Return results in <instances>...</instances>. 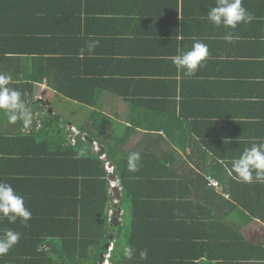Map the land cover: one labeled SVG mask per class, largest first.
Masks as SVG:
<instances>
[{
	"label": "crops",
	"instance_id": "obj_1",
	"mask_svg": "<svg viewBox=\"0 0 264 264\" xmlns=\"http://www.w3.org/2000/svg\"><path fill=\"white\" fill-rule=\"evenodd\" d=\"M25 1L32 2V0H22V2ZM92 2L99 1H85L86 4L88 3V8ZM124 2L117 4L116 8H125L126 2L125 4ZM151 3L154 5L143 3V13L139 11V14L143 15L141 21L134 19V13H126L127 16L134 17L131 28H127L126 31H121V26L114 22L108 32L104 33L95 27L92 30L88 26V20L84 21L83 28L78 30V44L68 45L66 39L61 38L57 53L51 52L53 47L44 49L39 46V43H36V39H31V34L35 30H30L28 24L26 30H19L20 24L15 26L18 31L23 33V36L20 41L16 42L15 40L18 49L10 56L14 61L5 68L0 67V73L10 74L13 77L12 83L16 85L14 88L22 92L25 102L32 107L34 113L30 126H24L22 123L9 124L7 118L0 113V182L11 184L17 193L24 197L26 207L33 214L27 225L22 224L19 220L11 223L10 229L21 233V240L12 248L17 253L15 255L17 259L29 258V252H31L30 257H35L32 254V245L39 242L42 244L37 246V250L48 252L50 257L54 258L57 243L68 241V235L66 238H61L69 231L68 216L72 208L80 211L79 205L77 208L72 207V195L76 193V188L79 192L83 190L80 185L82 179L80 174L75 176L78 180L77 187L74 184L71 185L69 179L72 178V173L81 172V167H75L77 164L70 161V147H74L78 141L89 140L86 137V129L96 133L92 130L91 125L101 128V137L89 140L90 150L93 152V142L97 143L106 155L108 148L110 153L108 163L110 165L113 162L126 161L128 154L134 151H140L142 155L153 152L158 156L167 151L170 153L173 151L177 158L175 168L179 175L186 179H192L194 173L201 172L187 158L190 147L185 152H181L176 147V143H179V136H174L178 140L173 142L170 135L177 133L180 135L181 142V136L185 134L186 129L195 124L200 126L201 122L205 121L214 124L213 114H216L231 127L234 126V128L232 127L233 131L229 129V125L226 126L227 133L232 132L231 140L243 141L245 137L241 136L240 132L248 128L247 125L250 123H255L258 116L263 114L264 107L258 103H262L264 100V0H243V6L253 14L254 20L249 24L237 26L234 35H237L239 39L232 43L223 39L229 29L215 27L207 21V12L216 5L217 0H176L177 22L170 19L174 10V5L171 2L166 4L165 0H154ZM140 5L137 6L139 7L137 9H140ZM135 6V3H130L129 6L127 2L128 9H134ZM96 8H98L97 4H92L89 10L97 13ZM67 12L65 15L76 16L79 14L81 19L88 18L81 11L78 2L72 11ZM118 15L117 12L114 17ZM165 16H168L167 22L159 20V17L164 18ZM62 17L66 19L64 15ZM62 23V21L59 22L60 26ZM139 30H148L145 34L146 38L143 36L144 44L138 42L139 39H142L136 34V31ZM85 36L87 38L82 40V37ZM90 41H99V44L92 54L86 51L84 55L95 61L85 62L83 66L78 65L76 58H84L79 51L83 49V45L87 46ZM197 41L208 45L209 58L203 62V66L198 68L194 76L189 77L173 64L171 57L191 50L192 45ZM140 51L146 55H139ZM143 58L150 61L149 64H146ZM155 61L159 62L155 63ZM157 64V67H165L170 74L158 76L159 80L168 88L166 89L168 91L162 92V104L141 105L134 109L121 99H117L113 103L111 98L113 96L105 95L103 110L96 111L94 119L90 117L92 113L89 108L82 123H78V120H60L59 118L58 128L63 129L61 130L62 134L66 136L65 142L57 145L64 146L62 154L65 158L62 164L56 162L55 157L43 151L42 144H39L46 140V133L44 134V129L41 130L42 124L39 122L43 115L42 112L56 114L54 104L67 99L63 93L53 88V84L58 78L64 77V74L66 76L68 71L71 74V70L74 71L76 67H79L80 70L84 66L86 68L95 67L88 73L89 79L98 81L100 78V81L109 83L116 81L120 82L119 86L121 82L145 80L144 90L148 93L157 92L159 94L160 91L154 87L158 77L150 76ZM147 65L153 67L149 71L145 70ZM163 71L165 70L160 69L158 73ZM132 77L134 78L132 79ZM26 84H30L31 88L28 89ZM53 98H55V102L52 100ZM74 104L77 103L74 102ZM75 116H77L76 113ZM221 134L226 135L225 128H222ZM30 135L31 138L27 137ZM59 135L60 133L53 134L60 138ZM142 162L139 171L135 173L128 171L130 179H140L135 182H143V179H152L154 176V171L147 165L149 160L143 159ZM58 167L64 169L62 176L59 174ZM205 178L206 186L227 200L222 194V184L217 179L211 178L218 182V187L215 188L209 183L210 176ZM139 189L138 194L141 192L139 195H142L143 199L141 214L148 215L149 207L154 201H150L149 204L147 199L152 197L153 191L146 184H143ZM177 193L183 194L179 191ZM78 197H80L79 194ZM110 197L113 204V200L116 198L113 193L110 194ZM120 197L121 192L118 191L117 199ZM190 198L193 202L197 201L196 195L193 193ZM159 201V203H155L157 204L156 208L164 210L166 208V212L171 208L170 205ZM218 201L219 199L216 197L209 204V208H206L211 211V215H209L215 216L214 220L232 224L233 230H237L243 239L253 246L237 250L232 264H264V224L255 219L249 221L243 215L237 216L228 211L229 208H222ZM205 204L207 205L208 201ZM127 208L131 214L139 207L134 202L132 205H127ZM122 215L124 213L120 207L119 219L115 220L119 224L123 223L120 219ZM194 219L196 220L197 217L194 216ZM253 223H256V227ZM260 226L263 228L261 229ZM56 227L61 228L60 233ZM112 241L114 242L113 239ZM142 242L144 243V240L139 241V243ZM115 249L113 247L111 252H117ZM138 250H136L137 254L143 249ZM157 254L162 255V250H159ZM100 259L102 260V254ZM100 259L99 261H101ZM219 263L221 260L203 258L199 261V264ZM108 264H112L110 258Z\"/></svg>",
	"mask_w": 264,
	"mask_h": 264
},
{
	"label": "trees",
	"instance_id": "obj_2",
	"mask_svg": "<svg viewBox=\"0 0 264 264\" xmlns=\"http://www.w3.org/2000/svg\"><path fill=\"white\" fill-rule=\"evenodd\" d=\"M85 1L32 0V2H22V0H0V67L5 68L14 61L10 56L17 51L16 42L17 40L20 41L23 36V33L15 28L17 24L18 26L20 24L19 30H26L28 24L30 30H35L31 34V39H36V43H39V46L44 49L53 47L51 52L57 53L59 52L58 43L59 40L61 43V38H65L68 45L78 44V30L83 28L82 23L86 20H88V26L92 30L95 27L99 31L107 33L115 22L121 26V31H126L131 28L132 18H134L133 16H127L126 13H134V19L141 21L143 15H140L139 11L143 13V3L154 5V3H151L154 0H133L132 2H130L131 0H93L99 1L90 3V5L97 4L98 6L96 8L97 13H93V10H89L90 5L88 8V3L86 4ZM122 1L126 2V4L124 2L126 7L117 9V4H121ZM77 2L80 4L83 14L88 18L81 19L79 14L76 16L65 15L67 11H72L76 7ZM127 2L129 6L130 3H135L134 9H128ZM165 2L166 4L171 2L174 5L170 19L177 22L176 0H165ZM139 5L141 7L137 9ZM117 12L119 15L114 17ZM67 14L70 13L67 12ZM63 15L66 19L62 17ZM120 17L121 19H119ZM159 18V20L168 21V16ZM60 21L63 22L61 26ZM147 31L134 32L142 38L138 42L144 44ZM86 38L87 36L82 37V40ZM83 49L86 53L87 46L83 45ZM138 54L146 55L142 51ZM156 54L159 53L156 52ZM83 57L76 58L78 65L83 66L85 62L95 61L87 58L84 54ZM59 60L62 61V59ZM143 61L146 64L150 62L144 58ZM158 62L155 61V63ZM78 65L76 63V66ZM157 66L158 64L154 67L150 76L170 75L165 67ZM152 67L147 65L145 70L148 69L149 71ZM94 69L95 67L86 68L84 66L80 70L79 67H76L74 71L71 70V74L68 71L66 76L64 74V77L58 78L53 84V88L63 93L67 99L89 108L92 113L90 115L91 119L95 118L96 111L103 110L105 95L113 96L111 97L113 103L117 99H121L135 109L141 105L162 104V92L168 91L166 90L168 88L159 80V77L154 86L160 91L159 94L157 92H146L144 90L145 80L121 82L120 86V82L116 81L113 83L102 82L100 78L98 81H94L89 79L88 74ZM160 69L165 71L158 73ZM11 86L15 87L16 85L12 83ZM26 86H28V89L31 88L30 84H26ZM258 104L264 107V100ZM42 113L39 122L42 124L41 130L44 129V134L46 133V140L39 144H42L43 151L55 157V161L62 164L65 158L62 154L64 146L57 145L58 143L63 144L66 136L62 134L61 130L63 129L58 128L60 117L49 112ZM263 114L258 116L255 123H250L247 125L248 128L245 127L246 129L240 132L241 136L245 137L243 141L231 140L233 138L232 132L227 133L226 126L229 125L228 127L231 130L234 126L231 127L230 124L224 121L223 118L216 116V114H213L214 124L205 121L201 122L200 126L195 124L186 129L185 134L181 136V142L180 135L177 133L170 135L173 142L178 140L174 136H179V143H176V147L181 152H185L190 147L187 158L201 172L194 173L192 179H186L179 175L175 168L177 158H175V152L173 151L171 153L167 151L161 156L153 152L141 154L140 163H143V159L149 160L147 165L154 171L153 178L143 179V182H135L140 179H130L128 177L126 161L111 163L114 176L118 179V186L121 188V197L117 203L113 202V204L105 172V163L109 162L108 155L110 153L108 148L104 147L107 148L108 154L107 158L102 161L90 150L89 140L101 137V128H95L94 125H91L92 130L96 133L94 134L90 129H86V137L89 140L86 142L78 141L74 147H70V161L77 164V166L74 165L75 167H81V172L72 173V178L69 179L71 185L74 184L77 187L78 180L75 176L80 174L82 176L80 185L84 191L79 192L76 188V193L72 195V207L77 208L79 205L80 211L72 208L68 216L70 220L68 234L65 233L61 236V238H66V235H68V241L57 243L54 258L50 257L48 252L37 250V246L42 244L39 242L32 245V254L35 257H30L31 252H29V258L17 259L15 256L17 253L11 249L7 255L0 257V264H96L100 259V255L106 252V244H111L112 249L114 247L115 250L121 247L122 244H130L136 250H149L148 258L144 261L139 259L137 253L133 260L128 261L124 260L122 256H118L117 252H111L110 255L112 254V256L109 257L111 263L115 260L118 261V264H199V261L204 258L206 260H221L219 264H232L237 250L253 246L245 241L237 230H233L232 224L214 220L216 217H211V211L206 208H209V204L217 197L222 208L227 207L229 208L228 211L237 216L243 215L249 221L255 219L264 224V184L239 182L228 171L230 161L238 157L245 148L250 147L252 143L264 142ZM2 118L4 119V117ZM222 128H225V136L221 134ZM54 133H60V138L53 136ZM27 137L31 138V135ZM57 169L62 176L64 169L62 167ZM206 176H210L209 183L215 181L211 178H215L222 184V194L227 200L221 198L220 194L206 186ZM143 184H146L153 191L152 197L147 199V203L150 204V201H154L149 207L148 215L144 216L141 214L143 201L142 195H139L141 192L138 194L139 188ZM178 191L183 194H178ZM192 193L196 195L197 201L195 202L190 198ZM27 198H29V195H27ZM159 200L163 204L170 205L171 208L167 212L166 208L165 210L156 208L157 204L155 203H159ZM133 201L139 208L130 214L127 205L134 204ZM207 201L208 204L206 205ZM120 207L124 213L120 217L123 221L122 224L115 221L119 218ZM109 211L113 215L111 220H109ZM194 216L197 217L196 220ZM11 225L7 219H0V235L3 234L4 230L11 228ZM56 228L60 233L61 228ZM143 240L144 243H139ZM144 245H146L145 248H143ZM159 250H162V255L157 254Z\"/></svg>",
	"mask_w": 264,
	"mask_h": 264
},
{
	"label": "clouds",
	"instance_id": "obj_3",
	"mask_svg": "<svg viewBox=\"0 0 264 264\" xmlns=\"http://www.w3.org/2000/svg\"><path fill=\"white\" fill-rule=\"evenodd\" d=\"M206 18L215 27L229 29L223 36L228 43L239 39L234 35L238 25L249 24L254 20L253 14L243 6V0H217L216 5L207 12ZM98 44L99 41H90L87 44L88 53L92 54ZM84 51L85 49L80 50L81 56ZM208 58V45L200 41L195 42L191 50L171 57L173 64L189 77L194 76ZM12 82L13 77L10 74L0 73V113L7 118L9 124L22 123L24 126H30L33 121V109L25 102L22 92L11 86ZM141 159L140 151L129 153L126 158L127 170L132 173L139 171ZM228 171L239 182L264 184V142L252 143L250 147L245 148L238 157L230 161ZM112 177L117 179L115 176ZM117 189L120 192L121 188L116 186L113 189L116 203ZM32 215L31 210L25 205L24 197L19 195L11 184L0 182V219H7L9 223L19 220L27 225ZM20 240L21 233L10 228L4 230L0 235V257L7 255ZM116 251L118 256L128 261L133 260L136 255V249L130 244H122ZM147 258L148 250H141L139 259L144 261ZM112 264H118V261L114 260Z\"/></svg>",
	"mask_w": 264,
	"mask_h": 264
},
{
	"label": "rangeland",
	"instance_id": "obj_4",
	"mask_svg": "<svg viewBox=\"0 0 264 264\" xmlns=\"http://www.w3.org/2000/svg\"><path fill=\"white\" fill-rule=\"evenodd\" d=\"M60 98L61 97H59V99ZM52 100L55 102V98H53ZM56 100H58V99H56ZM63 100H64V102L59 101L58 103L54 104V111H56V114H58V116L60 117V120L71 119L72 121L78 120L77 121L78 123H82L88 108L84 107V106L81 107L80 105L77 106V104H74V102L69 101L67 99H63ZM69 105H70V107H69ZM67 107H69V108L66 110ZM75 113L77 114V116H75ZM237 221H238V219H237ZM254 227H256V223L254 224ZM260 228L262 229L263 226H260ZM109 246H111V245L109 244ZM109 249H107V251L102 255V257H105L111 253L109 251ZM111 249H112V246H111Z\"/></svg>",
	"mask_w": 264,
	"mask_h": 264
},
{
	"label": "built area",
	"instance_id": "obj_5",
	"mask_svg": "<svg viewBox=\"0 0 264 264\" xmlns=\"http://www.w3.org/2000/svg\"><path fill=\"white\" fill-rule=\"evenodd\" d=\"M92 145H93L92 148H93L94 155L99 160L104 161L105 158H106V154L101 150V148L99 147V145H97V143L93 142ZM105 172H106V176H107L106 179H107L108 185H109V192H110V194H112L113 193V189L116 186H118V179H113L112 176H114V169L109 163H105ZM210 185L214 186L215 188L218 187V183L215 182V181L210 182ZM113 201H114V203H116L115 199ZM111 216H112V212L109 211V217H110L109 220H111ZM107 249H109L110 252L112 251L111 246H108ZM109 257H110V254H108L105 257H102L103 259L101 261L97 262L96 264H108Z\"/></svg>",
	"mask_w": 264,
	"mask_h": 264
},
{
	"label": "water",
	"instance_id": "obj_6",
	"mask_svg": "<svg viewBox=\"0 0 264 264\" xmlns=\"http://www.w3.org/2000/svg\"><path fill=\"white\" fill-rule=\"evenodd\" d=\"M107 247H108V244L105 245V248H107Z\"/></svg>",
	"mask_w": 264,
	"mask_h": 264
}]
</instances>
